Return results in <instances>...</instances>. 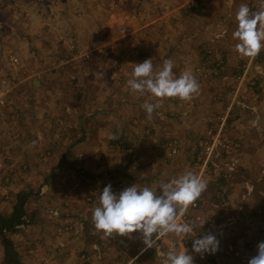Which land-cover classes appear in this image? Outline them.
Wrapping results in <instances>:
<instances>
[{
  "label": "rangeland",
  "instance_id": "1",
  "mask_svg": "<svg viewBox=\"0 0 264 264\" xmlns=\"http://www.w3.org/2000/svg\"><path fill=\"white\" fill-rule=\"evenodd\" d=\"M65 4L71 42L54 43L44 19H63L61 0H0V80L9 89L0 102V213L9 215L18 194L33 191L30 224L7 233L20 255L39 235L55 264H166V245L176 238L194 264H248L264 242V57H242L233 32L240 5L256 11L264 0ZM147 59L154 71L171 59L177 76L191 72L198 94L166 98L147 119L142 105L156 98L127 86L135 64ZM222 125L231 148L203 170V144ZM175 138L181 151L168 156ZM189 171L207 184L186 213L195 237L169 234L144 250L139 232H95L92 213L107 185L117 194L133 185L159 194L161 182ZM209 233L219 250L202 258L193 241Z\"/></svg>",
  "mask_w": 264,
  "mask_h": 264
},
{
  "label": "clouds",
  "instance_id": "2",
  "mask_svg": "<svg viewBox=\"0 0 264 264\" xmlns=\"http://www.w3.org/2000/svg\"><path fill=\"white\" fill-rule=\"evenodd\" d=\"M236 30L233 39L236 51L242 57H255L264 49V4L252 11L247 4H241L235 14ZM174 62L167 59L160 70L154 71L153 59L135 64L127 86L133 93L150 95L156 102L145 101L142 105L147 119L166 98L190 101L199 92V83L195 76L184 71L177 76L173 72ZM115 135L112 139H117ZM206 182L192 172H185L169 182H161L159 194L152 188L136 185L117 193L112 185L103 188L97 206L92 213L95 232L103 237H132L139 232L147 249L156 247L158 242L169 234L177 238H191L194 229L188 223H178L206 190ZM206 223V221L202 224ZM155 234V238L154 237ZM219 240L213 234L193 241V251L203 256L215 254L219 250ZM166 264H194L193 255L188 251L169 249ZM248 264H264V242L257 246V254Z\"/></svg>",
  "mask_w": 264,
  "mask_h": 264
},
{
  "label": "trees",
  "instance_id": "3",
  "mask_svg": "<svg viewBox=\"0 0 264 264\" xmlns=\"http://www.w3.org/2000/svg\"><path fill=\"white\" fill-rule=\"evenodd\" d=\"M264 57L263 49L257 55V60ZM225 179H222L224 181ZM33 191L24 190L18 194L17 201L9 215L0 213V241L4 248V261L3 264H24L22 256L16 248L14 240L7 235V233L14 232L24 225H29L27 204L31 198ZM199 199L197 200L199 206ZM197 206V207H198Z\"/></svg>",
  "mask_w": 264,
  "mask_h": 264
},
{
  "label": "crops",
  "instance_id": "4",
  "mask_svg": "<svg viewBox=\"0 0 264 264\" xmlns=\"http://www.w3.org/2000/svg\"><path fill=\"white\" fill-rule=\"evenodd\" d=\"M61 2L63 4V7L65 8L64 9V12H63L64 13L63 14L64 15L63 16V19H60L59 18V19H57L58 21L56 19L54 21V19H53V21L50 22V23L48 22V20L44 19V21L47 24H51V27L48 29V32L46 34H47L48 41H53L54 43H56V42L61 41L62 39H64V41L66 43H69V42H71V38L72 37H69V34H68L69 32L67 30L72 29V31H73V27L70 26V24L68 23V20H66L64 18L69 14L68 12L70 10H69V7H66L65 0H61ZM49 6L51 8V5L50 4H49ZM70 12H72V11H70ZM34 24L37 25V26H39V21H36ZM91 24H92V22H90V25ZM87 25H89V23H87ZM54 26L56 28L55 29H52ZM57 29H60V30H57ZM57 31H59V32L57 33ZM79 35H80V33H79ZM82 36H83L84 39H86L88 37V32L82 33L80 35V37H82ZM32 38L35 39L36 43L39 45L38 35H35L34 34L32 36ZM45 42H47V41H45ZM43 46H44V44H43ZM31 70H33V69H31ZM88 71H93V68L87 69L86 70V73ZM37 237L38 238L35 240L36 246L34 248L28 246L29 247V250L27 251L26 258L22 257L23 258V261H24V264H55L54 261H53V259H52V257L50 256V254L41 247L42 240L39 238L40 236L38 235Z\"/></svg>",
  "mask_w": 264,
  "mask_h": 264
},
{
  "label": "built area",
  "instance_id": "5",
  "mask_svg": "<svg viewBox=\"0 0 264 264\" xmlns=\"http://www.w3.org/2000/svg\"><path fill=\"white\" fill-rule=\"evenodd\" d=\"M17 62H14L13 64H16ZM2 80H5V81L3 83H1ZM7 84H8L7 78L0 80V102L1 103L4 102V96L7 95L9 92V89L7 88L8 87ZM223 125L216 135L212 136L209 141H205L203 144L204 155L199 158V161L202 163L201 169H203V170L208 166V164L212 158L220 157L223 150H229L231 148L229 143H227V141L223 138V136L221 134ZM181 146H182V143L179 141V139L175 138V139L171 140L167 144L168 156L177 155L181 151ZM197 206H198V203L196 201L191 207L196 208ZM187 219H188V216L186 214L184 217H182L178 221V223L188 222ZM188 223H190V222H188ZM190 224L193 226V229L195 230V224L192 222ZM179 244H180V240L174 238L173 240H170L167 243L166 248L168 251H169V249L177 250V247Z\"/></svg>",
  "mask_w": 264,
  "mask_h": 264
},
{
  "label": "water",
  "instance_id": "6",
  "mask_svg": "<svg viewBox=\"0 0 264 264\" xmlns=\"http://www.w3.org/2000/svg\"><path fill=\"white\" fill-rule=\"evenodd\" d=\"M36 85H39L41 82L39 80H35Z\"/></svg>",
  "mask_w": 264,
  "mask_h": 264
}]
</instances>
